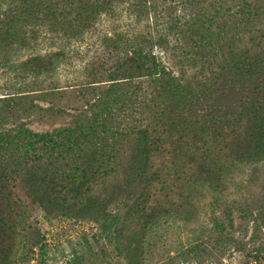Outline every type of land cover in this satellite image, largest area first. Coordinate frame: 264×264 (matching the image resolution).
Listing matches in <instances>:
<instances>
[{
	"label": "trees",
	"instance_id": "16d2710c",
	"mask_svg": "<svg viewBox=\"0 0 264 264\" xmlns=\"http://www.w3.org/2000/svg\"><path fill=\"white\" fill-rule=\"evenodd\" d=\"M182 1L188 9L182 14L166 12L163 28L154 40L142 34L104 38L107 66L83 68L90 77L88 83L61 87L50 82L44 90L0 94V264H10V255L17 251V264L30 261L36 249L41 264L46 256L42 239L34 232L22 235L24 242L20 240L13 250L19 236L16 225L27 223L25 211L17 216L12 211L16 188L50 217L92 222L99 232L94 236L96 241L124 237L125 233L135 235L136 243L127 245L134 248L133 255L140 256L149 232L159 229L164 219L173 224L186 217L198 218L202 187L220 194L230 172H239L246 165L264 168V56L228 48L224 51L226 34L211 31L217 24L213 17L207 18L202 41L208 47L217 46L219 56L215 54L207 83L201 89L193 87L164 61L166 57L184 64L197 55L186 48L193 33L202 32L196 28H202L198 24H203L200 18L204 13L199 9L206 0ZM122 4H127L138 20L152 8L150 0H0V68L9 65L12 54L32 46L40 29L46 27L76 38L100 15L110 14ZM235 16H241V11ZM156 46L164 57L153 52ZM65 58L68 56L63 51L30 56L19 63V69L30 73L33 83L40 79L46 83L59 76L57 69ZM224 73L237 85L232 83L224 96L205 102L206 108L200 107L202 99L226 80L221 76ZM193 79L199 80L198 76ZM237 89L247 94L237 97ZM65 96H74L79 102V106L69 107L74 113L67 114L71 119L67 126L41 133L20 122L10 130L2 127L16 108L30 116L36 110H54H43L34 101L50 102V97ZM58 113L66 114L61 109ZM221 138L234 141L228 164L211 153V146ZM176 150L183 153L181 161L184 157L188 160L186 173L196 196L175 206L179 211L160 213L158 208L145 205L154 184L163 182L157 160L170 152L178 154ZM218 201L220 198L213 196L211 206ZM233 211H238L242 222L252 225L254 240L256 234H262L260 244L247 246L235 237ZM222 216V220L213 219L217 239L237 248L242 264L264 258V198L255 208L226 207ZM133 221V227L124 232L123 226ZM205 252L204 244L195 241L180 257L198 263Z\"/></svg>",
	"mask_w": 264,
	"mask_h": 264
},
{
	"label": "rangeland",
	"instance_id": "374dc122",
	"mask_svg": "<svg viewBox=\"0 0 264 264\" xmlns=\"http://www.w3.org/2000/svg\"><path fill=\"white\" fill-rule=\"evenodd\" d=\"M150 1L152 8H148V13L142 15L139 20L129 11L127 4L117 5L112 13L100 15L88 31L76 38H67L61 32L48 30L46 27L40 29L32 46L23 49L17 55L12 54L9 65L0 68V94H9L15 90H44L50 82L61 87L88 83L90 77L82 71L83 68L91 69L97 64L107 66L106 45L102 43L104 38L118 35H126L130 38L142 34L154 40L163 28L161 24L167 17L166 12L182 14L189 7L184 6L182 0ZM237 7L241 9H237ZM201 9L204 13V16L200 18L203 24H198L202 28L197 27L196 30L202 32L199 34L195 31L186 48L187 52L197 53V55L190 56L191 61L184 64H178L177 60L166 59V57L164 59L167 66L172 67L177 76H184L185 80L197 89H201V85L207 83L206 76L212 77L209 74V68L215 62V54L219 56L217 46L211 48L205 45L206 41H202L206 35L205 28L208 26L204 23L207 18L213 17L214 23L217 24L211 27V31L221 30L226 34L224 51L228 48L238 53L248 51L252 56H264V0H206L199 10ZM238 11L239 14L241 11V16H235ZM58 51L66 53L68 58L61 61L57 69L59 76L53 77L51 81L45 83L40 79L41 83L38 81L35 84L33 83L35 79L31 77L30 73L24 74L19 69V63L30 56ZM153 52L160 58L164 57L162 50L157 46ZM193 76H198L199 80L196 81ZM221 76H225L226 80L223 79L222 84L214 88L213 94L202 99L200 107L206 108L205 102L210 103L214 98L218 99L220 95L224 96L232 83L237 85L228 73L221 74ZM261 78L264 79V77ZM241 93L247 94L238 89L234 92L237 97L242 96ZM49 100L51 101L37 100L34 103L43 110L50 107L54 110L42 112L36 110L35 113L28 116L16 108L13 110L15 115L7 117L9 119L4 121L2 127L10 130L20 122L25 123L32 131L41 133L67 126L71 120L67 114L74 113L69 107L79 106L77 99L74 96H65L62 98L50 97ZM59 109L64 110L66 114L58 113ZM221 139L211 146V153L221 157L223 162L228 164L231 162L229 159L233 154L234 141L227 138ZM176 151L178 154L170 152L161 156L156 162V167L162 173L163 182L156 183L151 188L145 207L158 208L160 213L179 211L180 207L176 208L175 206L182 205L189 197L196 196V191L189 184L190 175L188 176L186 173V169L189 168L187 167L188 160L184 157L181 161L183 153L179 150ZM225 185L226 188H223L220 194H214L208 188L202 187V195L199 196L198 202V218L186 217V219L173 224L165 223L164 219L159 229L149 232L146 242H144L143 253L140 256L133 255L134 248L130 249V246L127 245L128 242L136 243L135 235L131 233L126 235L125 233L124 237L117 235L110 240L97 238L96 241L94 236L99 232L92 222L50 217L33 204L25 192L16 188L13 191V197L17 201L12 211L16 213V216L17 213L25 211L27 223L15 226L19 236H16V245L13 250L18 247L22 235H34V232L35 236L41 237L42 244L46 249V256L42 264H169L167 262L169 258H174L171 264H242L240 251H236L237 248L234 246L225 245L217 239V233L213 231V219L222 220L226 207H234L236 210L239 208L240 210L247 206L253 208L260 206V202L264 198V168L258 165L257 169H254L246 165L239 172L232 171L229 173ZM213 196L220 198V201L212 207ZM190 200L192 199L190 198ZM124 208L122 207V211H125ZM232 217L235 227L233 233L236 238L242 239L247 246L253 242H255L254 244L261 243L262 234H256L254 240V234L251 231L252 225L242 222L238 211H233ZM133 224L134 221L127 223L126 227L123 226L124 232L126 228L131 229ZM27 225H30L32 230ZM194 240L201 241L206 248L203 256L197 259L198 263L191 261L190 258L183 260L180 257V254L195 242ZM10 242L6 241L5 243ZM22 242L24 241L22 240ZM17 254L18 251L10 255L8 260L10 264H17ZM25 264H41L38 249L32 259ZM251 264H264V258L256 262L251 261Z\"/></svg>",
	"mask_w": 264,
	"mask_h": 264
}]
</instances>
